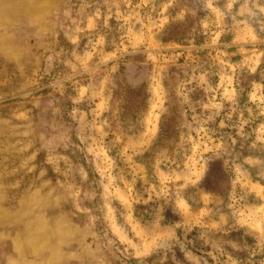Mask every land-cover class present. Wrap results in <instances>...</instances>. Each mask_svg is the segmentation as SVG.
I'll list each match as a JSON object with an SVG mask.
<instances>
[{"label":"rangeland","instance_id":"obj_1","mask_svg":"<svg viewBox=\"0 0 264 264\" xmlns=\"http://www.w3.org/2000/svg\"><path fill=\"white\" fill-rule=\"evenodd\" d=\"M0 264H264V0H0Z\"/></svg>","mask_w":264,"mask_h":264}]
</instances>
